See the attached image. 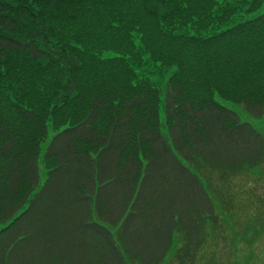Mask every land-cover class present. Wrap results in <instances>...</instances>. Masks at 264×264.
I'll return each instance as SVG.
<instances>
[{
  "label": "trees",
  "instance_id": "trees-1",
  "mask_svg": "<svg viewBox=\"0 0 264 264\" xmlns=\"http://www.w3.org/2000/svg\"><path fill=\"white\" fill-rule=\"evenodd\" d=\"M217 98L264 117V0H0V264H195L264 164Z\"/></svg>",
  "mask_w": 264,
  "mask_h": 264
},
{
  "label": "rangeland",
  "instance_id": "rangeland-1",
  "mask_svg": "<svg viewBox=\"0 0 264 264\" xmlns=\"http://www.w3.org/2000/svg\"><path fill=\"white\" fill-rule=\"evenodd\" d=\"M170 72L157 83L161 90V119L164 118L163 91ZM216 100L223 106L238 112L242 121L249 123L264 136V117L253 118L241 106L232 105L218 98ZM51 136L52 133H49V139ZM43 180L44 176L41 175V184ZM234 184L233 195H231L237 208V217H226L222 214L220 229L216 230L214 235L209 233L213 240L210 239L207 242L195 264H264V164L259 171L237 178ZM175 250L174 246L164 264L167 262L178 264L174 258ZM205 250L213 253V256L206 257Z\"/></svg>",
  "mask_w": 264,
  "mask_h": 264
}]
</instances>
